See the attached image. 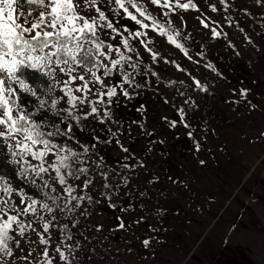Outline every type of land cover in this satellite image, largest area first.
I'll list each match as a JSON object with an SVG mask.
<instances>
[{
    "label": "rangeland",
    "instance_id": "rangeland-1",
    "mask_svg": "<svg viewBox=\"0 0 264 264\" xmlns=\"http://www.w3.org/2000/svg\"><path fill=\"white\" fill-rule=\"evenodd\" d=\"M193 3L196 9H177L171 15L187 37L180 41L187 55L149 30L150 47L159 57L154 62L135 42L141 58L132 62L139 66L134 79L140 87L129 88L128 98L117 95L112 103L98 105L110 111L104 123L90 117L74 125L72 135L80 144L90 149L95 145V154L85 157L93 186L79 191L92 202H82L71 215L76 226L69 224L71 243L74 248L79 243V264H264V0ZM147 6L166 19L156 6ZM119 23L137 27L123 18ZM213 28L221 35L214 37ZM195 41L201 43L200 51L194 49ZM119 81L117 74L105 83ZM241 89L247 90L244 95ZM79 107L87 111L90 106ZM48 114L49 124L59 122ZM70 146L81 151L74 142ZM96 162L107 172V181ZM19 178L35 192L24 189L27 193L41 198L34 186ZM71 183L82 188L79 180ZM104 183L111 188L105 189ZM14 200L19 202L18 197ZM58 215L69 222L70 214ZM22 219L43 231L35 217ZM50 233L47 247L56 255L53 245L63 240V233L59 228ZM22 247L43 264L39 251L46 246L39 245L31 229Z\"/></svg>",
    "mask_w": 264,
    "mask_h": 264
},
{
    "label": "snow or ice",
    "instance_id": "snow-or-ice-1",
    "mask_svg": "<svg viewBox=\"0 0 264 264\" xmlns=\"http://www.w3.org/2000/svg\"><path fill=\"white\" fill-rule=\"evenodd\" d=\"M147 4L160 9L166 19L154 15ZM147 4L145 0H0V166L12 167L41 195L38 199L23 188L14 187L0 168V264H40L33 252L22 247V238L29 229L36 233L39 245L46 246L39 251L43 264H79V243L75 248L71 243L69 224L76 226L78 221L72 220L71 215L82 207V202H92L90 195L79 191L93 186L85 157L90 152L95 154V145L90 149L80 144L72 135L74 125L81 126L90 117L104 123L111 114L107 107L101 109L98 105L112 103L117 95L128 98L129 88L140 87L134 79L139 66L132 62L134 57L141 58L135 42L154 62L159 57L150 47L149 30L187 55L180 42L187 37L174 26L171 15L177 9H196L193 0H147ZM211 7L216 11L215 6ZM120 18L137 27L130 29L120 24ZM201 23L209 27L204 21ZM212 35L218 37L221 33L213 28ZM117 74L119 83H105ZM195 83L202 87L199 81ZM246 91L241 89V95ZM90 95H95V101L89 99ZM24 97L32 98L35 105L30 107L32 100L25 103ZM85 104L90 106L87 111L79 107ZM41 111H50L59 122L37 120ZM180 114L183 122V110ZM175 124L176 121L171 122L172 127ZM184 126L189 127L186 123ZM61 138L64 143L58 142ZM70 142L79 145L81 151L71 147ZM96 166L107 181L108 174L101 163L96 162ZM72 180L81 181L82 188ZM103 187L110 189L111 184L104 183ZM101 195L111 199L108 193ZM14 196L19 198L18 203ZM58 213L70 214L69 222H62ZM29 215L37 219L42 232L31 220L22 219ZM118 226L123 229L125 223L121 221ZM52 228L63 233V240L53 245L56 255L47 247ZM149 244V239L143 240L145 247Z\"/></svg>",
    "mask_w": 264,
    "mask_h": 264
},
{
    "label": "trees",
    "instance_id": "trees-1",
    "mask_svg": "<svg viewBox=\"0 0 264 264\" xmlns=\"http://www.w3.org/2000/svg\"><path fill=\"white\" fill-rule=\"evenodd\" d=\"M162 20V19H161ZM182 36H184L183 33H181ZM194 40L195 37H192L191 40ZM193 47L195 50L197 51H200L201 50V43L198 42V41H195L193 43ZM220 57L222 58H227L226 55H220ZM234 78L236 80L239 81V77L238 76H234ZM24 100H25V103H28L29 100H32V98L30 97H24ZM35 105V101L32 100L31 104H30V107L34 106ZM37 120H47V121H50L51 117L50 115L48 114V111H41L40 113L37 114V117H36ZM0 168H2V170L11 178L12 180V183L14 185V187H17V188H23L25 189L27 192L29 193H35L31 190V188H29L28 186H24L20 181V178L16 175L14 169L8 165H3V166H0Z\"/></svg>",
    "mask_w": 264,
    "mask_h": 264
}]
</instances>
